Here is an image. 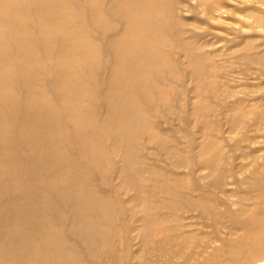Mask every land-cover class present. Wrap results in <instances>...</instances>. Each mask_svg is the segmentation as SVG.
Here are the masks:
<instances>
[{
	"label": "bare ground",
	"instance_id": "obj_1",
	"mask_svg": "<svg viewBox=\"0 0 264 264\" xmlns=\"http://www.w3.org/2000/svg\"><path fill=\"white\" fill-rule=\"evenodd\" d=\"M234 1L206 5V19L223 20ZM200 6L0 0V264H264V95L239 93L247 111L225 117L206 105L217 84L191 81L205 80L207 57L193 54L192 32L203 36L184 21ZM250 20L252 30L264 23ZM170 34L186 67L172 65ZM169 76L193 84L179 92L174 126L157 104ZM154 112L157 131L186 130L188 142H157L148 167L133 147Z\"/></svg>",
	"mask_w": 264,
	"mask_h": 264
},
{
	"label": "rangeland",
	"instance_id": "obj_2",
	"mask_svg": "<svg viewBox=\"0 0 264 264\" xmlns=\"http://www.w3.org/2000/svg\"><path fill=\"white\" fill-rule=\"evenodd\" d=\"M252 1H253V4L251 3ZM214 2L216 3L217 0H203V1L198 0V3L201 5L200 6V14H198V16H197L198 19L195 21L193 19L194 14H192L193 16H189L190 19L188 21H186V20H184V21L187 25L195 24V27L199 28L200 34H202V36H203V37H200L198 35V33H196L195 31L192 32L194 34V37H192V40H190V41L192 42L193 46L196 45V46H194L195 48L193 49V51H195V52H193V54H196V53L201 54L202 53L201 51L205 49L206 50V52H205L206 56L205 57H207V60L204 59L205 60L204 67H205L206 72L204 71V73L202 74L203 76H205V78H204L205 80L198 81L197 77L195 76V77H193V79L191 81L192 82L195 81V84H197V85L199 83H202V82H203L202 85H205L207 79H208V82H212V81L216 82L217 94L211 96L209 99H207V97H206V100H207L206 105H208L211 108V106H210V104H211L212 105L211 109H212L214 114L217 113V114L225 117L224 115H230V114H225L226 112L229 111L228 108L236 111L237 113H238L240 108H243L245 111H247L246 103L244 101H238L235 97L239 93L243 98L249 97V98H254V99L258 98V96L262 97L264 95V81L255 80L256 78H253V76H252V74L255 71H259V68H260V66L257 64L256 61L258 60L260 62V60H261L264 64V60L260 59L261 57H264V45L262 44L263 36H264V23L259 24V26H261V28L256 27L255 30H252L251 29L253 26L251 23L252 20H250L253 17H255L257 20L264 19V16H263L264 15V0H248V1L236 0V1H234L236 4L233 3V5H232L233 7H231V4H229V5H227L226 8H224V10H223L224 17H222L223 20L220 19V21H222V22L216 20L217 19L216 17H214V20H212V21H210L209 19H206L207 15L205 14L204 8L210 7V6H206V5H210V4L213 5V4H215ZM247 2H250V4L252 6L250 4H249V6H247ZM259 6H260V8H258ZM251 7H255L257 9L251 8ZM177 12H178V16H180V12L179 11H177ZM200 15H201V17H200ZM178 19H180V18L178 17ZM207 20H209V21H207ZM179 21H180L179 27H181V28H178V30L180 29L178 31V35L180 37L179 40L182 42V39L184 37L185 40L188 42L189 41L188 31L186 29L184 30L185 27H184V23L182 24L183 21L181 19ZM220 23H221V25H218ZM247 28H248V31L251 33H245L242 31V30L247 29ZM182 29H183V32H182ZM183 33H185V34H183ZM192 33H191V35H192ZM215 33H218L216 35L219 37H216L214 35ZM171 35L173 36L174 34H170L169 36H167L168 39L171 40L170 42L172 44V46L170 47V52L172 51L171 52V61L173 62V64L172 63L171 64L174 65V62L179 60L178 62L181 64L183 63L182 66L186 67L188 65V63L183 62V61H185L184 57L181 55L183 53H181V52L178 53V50H181L182 47L179 46L177 48L176 43H174L175 38H174V36L172 37ZM199 39H201L202 41L204 40L203 41L204 43H201L203 45L200 44L201 41L199 42L198 41ZM190 41H189V43H191ZM207 41H209V42L207 43ZM181 42H180V44H181ZM204 44H209V45H207L205 47ZM218 45H220V46H218ZM196 47L200 51L196 52ZM261 50H263V51L261 52ZM256 54H258L259 58H257L255 61L252 58ZM250 62H252V63H250ZM248 72L251 75H249ZM200 74H201V72H200ZM220 74H224V75H220ZM199 78H200V75H199ZM182 79H183V77H182ZM233 79H239L241 82H244V84H246V83H251V84H248L245 86L242 84L239 87H235L233 85V83L231 82L232 86H230V81ZM165 82H163L164 84L162 85L165 89L162 87L163 90H161V88H160L162 94L159 93V98L160 97H162V98H160V102L157 104H158V107L162 104H163V106H165L164 108L166 111L164 112L165 113L164 115H166L167 117H169V119H171L172 125L174 126L178 123V120H179L178 117H179L180 111L177 110L178 107H180L179 105L184 104L183 109H185V103H184L185 98L182 99L179 96V92L181 91L180 94H184V92L186 91V87H187L188 91L190 89H193L192 88L193 84L188 83V84H191V85H189V87L187 84H186V86H184L183 84L180 85L181 83H179L176 79L171 80L170 76L168 77V79ZM254 82H256V83H254ZM179 85L182 87V89ZM173 90L176 92V94L173 92ZM165 95H166V97H165ZM167 95H168V97H167ZM231 95H233V96H231ZM174 97H176V98H174ZM177 97H178V99H177ZM161 100L162 101L164 100V101L161 102ZM181 100H183V101H181ZM256 105L260 106V103H257ZM169 106H170V108H169ZM159 108L161 109L162 106H160ZM172 109H173V111H172ZM175 109H176V112H178L177 115H176V112L174 111ZM183 109L181 108V112H180L181 115H183L185 112V110H183ZM182 110H183V113H182ZM155 114L157 115L158 112H156V113L154 112L152 115H155ZM233 114L234 113H231V115H233ZM172 115H174V116H172ZM154 117L155 116H153V118L146 117L145 120H148V121H145V124H146L145 128L146 129H143V130H145V132L142 130L140 133L142 135H143V132H144V134L145 133L146 134H145V136L143 135L142 140H140L139 143L135 144V147H133V148H135L136 155L138 156L139 159L146 158L145 160H143V159L142 160L147 164L148 167L149 166L151 167V163L153 162V160H155L159 157V156L156 158L154 157L155 153H157L156 149L159 148L158 147L159 145L157 142H159V143L162 142V145L165 144L166 146L167 145L169 146L170 143L168 142V140L170 138L171 139L175 138L174 142L177 143L176 141H178V142L181 141L179 143L181 146H184V147H187V142H188L187 141L188 136H187L186 130L185 131L183 130L184 132L181 131V134L177 133V132L174 133L173 131H171V129L168 126L162 127L163 131L166 132V130H167V134L165 137L161 132L157 131L155 128L157 126L156 124L160 123V121H162V120L164 121V119L159 118L158 115H157V117H155V118ZM147 122L150 125L147 124ZM151 127H153L152 128L153 130H151ZM147 129H148V131H146ZM154 130L157 132L155 133ZM169 132H170V135H169ZM154 133L156 135L158 134L159 137H158V135L156 136ZM185 133H186V135H185ZM150 134H151V137H150ZM148 137H150V138H148ZM182 137H183V139H182ZM154 138H155V140L149 141L150 139L152 140ZM184 138H185V140H184ZM147 141H149L151 144ZM165 141H167V142H165ZM174 142L172 141V143H174ZM145 143H147V144H145ZM139 144H141V146ZM154 144H156V145H154ZM143 145L146 146V148H147L146 150L149 154L147 157L146 156L142 157L143 152H141V151H143L142 150ZM172 146L166 152H165V150H163L164 151L163 154L164 153L166 154L165 158L168 157L167 152L168 153H169V151L172 152V150L176 147L173 144H172ZM220 146L221 145H218V148H220ZM152 154H154V155H152ZM152 156H153V158H152ZM236 157L238 158V155ZM137 161H138V163L136 164V167H138L140 165L139 160H137ZM117 162L119 163V167H120L121 166L120 162L118 160H117ZM167 163H168V161H167ZM153 174L156 175V173H154V172H153ZM166 175H169V174H166ZM139 177L140 176H137L136 178H139ZM133 178L136 179L135 176ZM141 184L142 183H140V186H141ZM142 188H143V190H145V185H143ZM146 189H147L146 192L149 189L153 190V189H151V186H147ZM155 190L156 189H154L153 191H155ZM126 191H127L128 197L132 196L133 193H135V191L130 192L129 189ZM145 196H146V194H144V197Z\"/></svg>",
	"mask_w": 264,
	"mask_h": 264
}]
</instances>
